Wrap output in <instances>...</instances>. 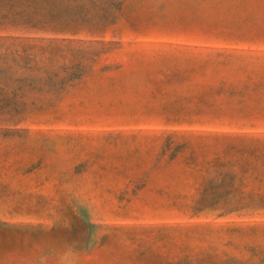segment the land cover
I'll list each match as a JSON object with an SVG mask.
<instances>
[{
	"label": "rangeland",
	"instance_id": "obj_1",
	"mask_svg": "<svg viewBox=\"0 0 264 264\" xmlns=\"http://www.w3.org/2000/svg\"><path fill=\"white\" fill-rule=\"evenodd\" d=\"M0 264H264V0H0Z\"/></svg>",
	"mask_w": 264,
	"mask_h": 264
}]
</instances>
